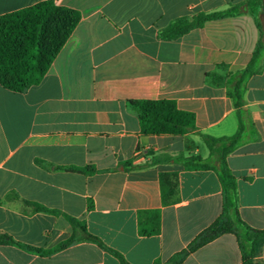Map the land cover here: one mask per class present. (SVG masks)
<instances>
[{
  "label": "crops",
  "instance_id": "crops-1",
  "mask_svg": "<svg viewBox=\"0 0 264 264\" xmlns=\"http://www.w3.org/2000/svg\"><path fill=\"white\" fill-rule=\"evenodd\" d=\"M43 0H0V15ZM80 19L39 83L24 92L0 84V233L49 250L72 227L64 215L119 251L130 264H152L185 248L222 211V188L211 169L186 170L154 158L197 155L217 164L199 134L231 136L239 126L227 94L260 39L259 72L242 84L243 142L227 156L236 179L238 213L264 229V11L257 7L205 20L164 40L172 19L221 11L246 0H53ZM256 17V18H255ZM260 23L261 32L257 23ZM207 73H216L212 81ZM171 99L192 112L195 130L144 135L129 100ZM59 167L92 166L90 174ZM130 161L136 168L124 169ZM176 173L177 200L163 205L159 177ZM19 199L40 205L34 211ZM91 202V205H89ZM158 209L160 230L138 233L139 210ZM0 244V264H121L92 242L51 254ZM255 260L264 264V242ZM180 264H241L236 236L220 234Z\"/></svg>",
  "mask_w": 264,
  "mask_h": 264
},
{
  "label": "trees",
  "instance_id": "trees-1",
  "mask_svg": "<svg viewBox=\"0 0 264 264\" xmlns=\"http://www.w3.org/2000/svg\"><path fill=\"white\" fill-rule=\"evenodd\" d=\"M257 7V15L264 11V0H246L227 9L191 16H181L172 19L164 28L158 31L161 39L172 40L183 36L190 30L200 28L205 20L226 16L233 12L244 11ZM256 18V17H255ZM80 19L76 9L57 5L53 0H43L33 5L20 8L0 15V84L13 91L24 92L32 85L39 83L47 72L55 55L61 49L75 25ZM257 26L261 32L260 23ZM260 39L246 67L239 73L227 94L233 100L239 122L237 131L231 136L213 137L199 134L202 142L212 153L217 144H223L217 164L208 158L197 155L178 156L175 158H154L149 164L158 162H173L186 170H213L222 188V211L213 223L203 229L185 248L174 253L166 260L156 258L152 264H180L191 252L212 241L223 233H233L238 241L241 253V264H262L255 260L264 242V229H255L241 220L238 213V194L236 179L231 173L226 156L243 142V111L242 84L245 79L260 71L261 66L256 62L259 56ZM212 81H217L216 73H207ZM129 109L138 117L140 132L144 135H183L195 130V117L192 112L179 109L171 99H144L127 101ZM37 162L44 167L55 170L65 168L90 174L96 169L90 165L84 167H59L42 161ZM124 169L136 168L130 161L122 163ZM160 195L163 205L177 200L178 180L176 173H162L159 177ZM14 197L9 193L5 198ZM23 204L31 206L34 211H45L38 204L19 199ZM91 205V202H89ZM72 227L71 235L49 250H42L29 245H21L10 236L0 233V244L14 243L15 246L40 254H51L68 247L74 242H92L113 255L121 264H130L123 255L104 244L99 237L87 230L85 222L64 215ZM138 233L148 236L160 230V213L158 209L139 210L137 216Z\"/></svg>",
  "mask_w": 264,
  "mask_h": 264
}]
</instances>
